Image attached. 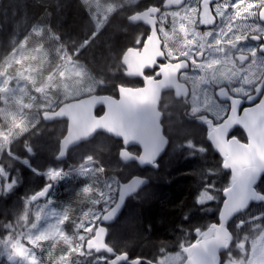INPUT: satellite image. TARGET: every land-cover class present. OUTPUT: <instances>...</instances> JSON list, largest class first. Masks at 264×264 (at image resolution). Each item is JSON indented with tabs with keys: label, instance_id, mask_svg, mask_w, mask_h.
<instances>
[{
	"label": "trees",
	"instance_id": "1",
	"mask_svg": "<svg viewBox=\"0 0 264 264\" xmlns=\"http://www.w3.org/2000/svg\"><path fill=\"white\" fill-rule=\"evenodd\" d=\"M112 1L120 3L121 0ZM164 1L122 0V7L114 11L102 29L98 30L91 16L92 9L83 0H0V62L13 50L10 44L12 36L25 40L26 46L34 47L41 42L38 39L43 37L35 35L40 28L53 34L54 39H51L56 42L55 48L63 45L70 53L87 41L73 59L84 64L96 79L103 78L104 85L98 90L99 93L114 95L117 85L137 86L139 82L123 74L121 60L125 50L135 47L139 36L144 35L147 29L141 24H130L127 16L150 6L161 7ZM165 26H168V22ZM129 27L133 29L132 36L126 34ZM45 34L46 32L43 33ZM167 99L172 100L171 96L164 95L163 101ZM1 105L0 101V110ZM161 109L165 112L164 103L161 104ZM175 115L177 118L172 123L176 124V131L168 129L167 116L164 115L163 118L164 132L170 143L159 160L157 170L139 169L134 163L122 164L118 159L121 141L103 133L72 148L65 161L57 162L55 156L59 141L66 131V122L62 120L46 124L40 121L36 137L23 136L13 142L9 150L13 157V166H10L9 171L12 179L16 172L14 179L17 185L12 187L9 194L0 196V243L6 236L4 224L14 223L22 212L10 204L12 200L24 201L29 194L33 196L45 185L51 184L50 195L54 206L63 198L66 202L74 201L75 192L79 194L84 185H90L88 182H91V196H95V186L102 184L105 179L115 178L121 183L140 175L149 178V184L130 196L118 219L107 226L106 244L116 254L125 253L134 259H141L142 264H145L143 260L155 262L166 253L181 252L183 247L196 240V229L204 231L217 223L224 199L223 191L231 184L232 177L223 169L222 160L208 143L206 128L199 123L185 121L181 118L180 110ZM2 129H7V124L0 115V130ZM47 129L52 133L45 136L43 132ZM233 136L245 140L239 129L234 130ZM130 150L137 152L135 147ZM23 160L29 165L16 162ZM87 160L92 161L97 168L88 171L85 176L78 175L77 167ZM58 168L64 170L62 177L52 181L43 178V173ZM213 184L216 186L215 191L219 189L216 192L219 202L205 206L198 204V189ZM63 189L64 192L61 193ZM256 190L263 198L258 203L251 204L228 224L232 240L221 254L219 264H223L228 253L236 258V243L242 239L251 240L253 234L264 228V175ZM87 199L75 206L77 213L82 208L83 201L88 205ZM15 211L18 213H14ZM77 213H67L66 232L72 231L71 221L76 220L74 217L77 218ZM257 216V219L250 220ZM240 222L243 225L238 227ZM78 259L81 257L78 256ZM5 262L0 254V264Z\"/></svg>",
	"mask_w": 264,
	"mask_h": 264
},
{
	"label": "rangeland",
	"instance_id": "2",
	"mask_svg": "<svg viewBox=\"0 0 264 264\" xmlns=\"http://www.w3.org/2000/svg\"><path fill=\"white\" fill-rule=\"evenodd\" d=\"M83 2L92 9L91 16L98 30L102 29L115 10L122 7V0L120 3L112 0H83ZM263 6L264 0H222L217 6H214L213 9L219 19V26L216 33L208 36L212 49L207 46V51L199 48L198 44H196V48L192 46L185 47L187 43L193 44L194 39L197 40L193 31L184 32L183 30L184 28L189 29L190 27L187 25L195 19V16L200 15L198 1L188 0L187 5L184 7L169 12L166 11L159 16V21L162 23L168 21L166 14L173 18L167 35H164L162 26L158 28L160 37L164 42L166 57L169 60L183 57L193 63V69L191 73H188L191 76L189 81L195 94L192 101L191 99L189 100L193 104L191 105L192 111L205 110V112L208 111L216 119H221L225 115V104L218 101L214 96L212 88L215 86H228L234 95L240 97L247 96L252 92L253 87L264 73V59L256 50L257 46L255 48V45L249 41L248 37L254 34L264 39V24L258 18V8ZM229 25L230 31L227 32ZM44 31L46 32L45 35H43ZM132 33L130 30L128 35L132 36ZM147 33L146 31L144 35H140L138 41L146 37ZM35 35L36 37H43L38 39L41 42L34 47L26 46L25 40H19L17 36L12 41L13 49L16 50L14 54L16 67L25 65L26 61L34 62L36 56H45L47 58L46 62L50 66L60 63L65 64L67 68H84L89 71L84 64L73 59L87 42H84L81 47L75 48L70 53L63 45L59 48H57V45L55 48L56 42L51 39H54V36L48 30L40 28L35 32ZM225 42H228L226 43L227 45ZM21 45H23L22 48L20 47ZM21 52L26 54L31 52L33 55L21 57ZM202 53H206L203 58V65L196 62ZM237 53H245L249 55L250 59L246 63L239 64L235 60ZM233 65L241 70L239 75H232L233 71H235ZM220 69H224L223 76L220 75ZM10 70L15 71L14 68ZM122 70H125L124 65ZM246 78H251L253 83H244L243 81ZM207 82L212 84V88L208 85L207 88L203 87ZM91 85V80L85 84L77 85L70 90L67 97L58 100L48 110H55L60 104L91 94L102 86L96 85L93 87ZM25 93H28V95H25ZM30 95H35V92L24 80L11 79L6 84L4 78L0 77V101L2 103L0 115L7 124V129L0 130V196L9 194L12 187L17 185V181L14 179L16 172L12 179L9 171L10 166H13V157L9 153L11 152L9 150H11L12 143L20 140L23 136L35 137L38 134L37 130L40 122L36 124L35 118L40 115L41 110L26 107ZM164 108L166 110L168 129L176 131V124L172 122L177 118L175 114L179 109L174 110L177 105H171L169 110V107L165 104ZM25 128H27V131L24 130ZM51 133L50 129L43 132L45 136L51 135ZM9 160L11 161L9 162ZM16 162L24 166L29 165L25 160ZM91 167L93 169H90ZM96 168L97 166L93 165L92 161L87 160L82 166L77 167L76 172L78 175L85 176L88 171ZM15 170H17L16 166ZM18 170L20 171L21 169L18 167ZM63 175L64 170L61 168L48 170L42 174L43 178L48 181L58 179ZM87 184L91 185V182ZM90 185H84L80 189L84 195L81 192L79 194L75 192L74 201L66 202L63 198L58 200V203L55 202L57 204H54L55 207L52 204L53 198L50 194L45 199L34 202L31 200V194L25 197L24 201L12 200L10 204L15 205L17 210L21 209L22 214L18 215L14 223L4 224L6 236L1 240L0 254L1 258L6 260L5 264H105L103 256L91 263L85 260L88 256L87 254H95L92 249L86 247V244L96 236L98 220L118 202L119 181L115 178L105 179L102 184L95 186V196H91ZM213 185L202 186L198 189L196 194L198 204L205 206L215 201L219 202L216 194L219 189L215 191L216 186L214 185V187ZM63 192L64 189L61 190V193ZM201 193H206L207 196L212 198H205L201 203ZM84 199H87L88 202L86 201V203L88 205L84 204L83 201L82 208L77 213L78 209H75V206L80 204V202L82 203L81 200ZM68 212L72 215L77 213V218L76 216L74 217L76 220L71 221L72 231L70 233L66 232L65 226ZM14 213L18 212L15 211ZM258 217L250 220H255ZM238 225L241 227L243 222ZM241 241L236 243L238 249L236 259L240 261V264H264V228L253 234L251 240L242 239ZM11 255L15 259L9 263L8 259ZM78 256L81 257L82 262L79 261ZM183 259L184 256L179 252L166 253L159 257L156 263L181 264Z\"/></svg>",
	"mask_w": 264,
	"mask_h": 264
},
{
	"label": "water",
	"instance_id": "3",
	"mask_svg": "<svg viewBox=\"0 0 264 264\" xmlns=\"http://www.w3.org/2000/svg\"><path fill=\"white\" fill-rule=\"evenodd\" d=\"M220 0H203L201 4L203 14L208 22L213 23L210 5ZM184 0H166L164 8L179 7ZM160 8L150 7L147 10L133 14L129 21L134 24L142 23L149 29L142 49L127 50L122 62L128 77L143 79V85L138 88L118 87V96L90 95L78 100L62 104L57 110L49 112L54 120H67V130L60 141L58 161L65 160L69 149L91 139L97 132L122 141V148L118 157L122 163L134 162L139 168H157L156 162L168 146V138L163 133L162 112L159 110L161 96L166 91H172L175 98L186 99L189 95L188 87L178 80L179 73L188 69L186 61L176 63L165 61L162 43L157 32V15ZM260 19L264 22V7L260 12ZM258 41V36H251ZM238 61L242 62L246 56L239 54ZM160 67L155 77H146L144 71ZM264 75L256 86L255 92L246 100L234 98L226 92L218 93L220 100L228 101L230 109L227 117L217 126L210 120H201L209 128L208 141L212 149L223 160L224 170L229 171L233 181L223 192L224 200L218 213V223L213 224L203 232L201 239L183 248L186 255L184 264H219L220 254L225 251L222 245L232 240V234L227 225L238 214L246 211L252 203H258L263 197L256 186L264 175ZM246 104V107H241ZM102 107L103 113L95 114ZM239 128L246 137V142L231 136L232 131ZM136 146L138 154H133L129 147ZM149 184V179L134 176L119 186V200L101 219V224L93 243L100 250L114 255V251L104 245L107 234L106 225L112 224L120 215L128 196L138 192ZM51 189L47 185L37 192L32 199L45 197ZM226 233L230 239L226 241ZM198 234V231L196 232ZM14 260L12 255L9 262ZM127 256L122 254L112 258L108 264H122ZM140 260L128 262L139 264Z\"/></svg>",
	"mask_w": 264,
	"mask_h": 264
},
{
	"label": "clouds",
	"instance_id": "4",
	"mask_svg": "<svg viewBox=\"0 0 264 264\" xmlns=\"http://www.w3.org/2000/svg\"><path fill=\"white\" fill-rule=\"evenodd\" d=\"M21 48L23 45L20 46ZM16 50L13 49L3 61L0 62V77L4 78L7 84L11 79L24 80L35 95L28 97V103L26 107H33L40 109V115L35 118V123L38 124L41 119L49 120L52 118V114L48 112L58 100L63 97H67L72 88L77 85L85 84L91 80L93 87L103 84V78L96 79L90 71H86L84 68H67L65 64L49 65L45 56H36L33 61H26L25 65L16 67V60L14 54ZM25 55L32 56L31 52L27 54L20 53V56ZM19 59V58H16ZM15 69L11 71L10 69ZM235 71L232 75H239L240 69L233 65ZM220 75H224V69H220ZM246 84L253 83L251 78H246L244 81ZM28 95V93H25ZM27 131V128L24 129ZM91 159V157H89ZM23 219V217H21ZM242 223V222H241ZM239 227V225H237ZM230 239V234L226 233V241ZM222 247L227 249L228 243L225 242ZM240 247V245H238ZM223 264H240L236 258L232 257L231 253H228V259L224 260Z\"/></svg>",
	"mask_w": 264,
	"mask_h": 264
},
{
	"label": "flooded vegetation",
	"instance_id": "5",
	"mask_svg": "<svg viewBox=\"0 0 264 264\" xmlns=\"http://www.w3.org/2000/svg\"><path fill=\"white\" fill-rule=\"evenodd\" d=\"M187 1V0H186ZM185 1V2H186ZM219 3H216V4H213V5H211V9H212V11L214 10L213 9V7L214 6H217ZM163 5V4H162ZM161 5V6H162ZM264 7V6H263ZM263 7H260V8H258V18H259V20H260V12H261V9L263 8ZM167 11H170V10H167ZM164 11H162V13H163ZM161 13V14H162ZM214 13V20H213V23L212 24H210V23H208V19L206 18H204V16L203 15H200V16H196L195 17V20H193V21H191V22H193V24H190V28H192L191 30H187V32H190V31H193L194 33H195V35L194 36H196V39L197 40H195L194 39V41H193V44H189V43H187L186 45H185V47L186 46H192V47H195L196 48V44H198L199 46V48H202V49H204L205 51H207V46L208 47H210L211 46V41H210V39H208L209 37V35H212V34H214V33H216L217 32V30H218V26H219V19H218V17H217V14H215V12H213ZM165 16H167V15H165ZM167 17H170V16H167ZM130 30H131V32H133V29L132 28H130ZM228 31H230V25L227 27V32ZM164 34H165V32H164ZM251 36L252 35H250L249 37H248V39H249V41H251L254 45H255V48H256V46H257V48H256V50L259 52V54H261V56L263 57V59H264V39L261 37V36H258L259 37V40L258 41H253V40H251ZM163 41V40H162ZM226 43H228V42H225V44ZM227 45V44H226ZM164 45H163V49H164ZM129 48H132V47H129ZM136 48H140L139 47V44H137V46H136ZM210 49H211V47H210ZM164 51V53H165V56H167L166 55V52H165V50H163ZM205 55H206V53H202V55H201V57L197 60V57H196V62L198 63V64H204V61H203V58L205 57ZM236 56V55H235ZM186 61L187 59H185V58H183V57H180V58H176L175 60H169L168 58H167V61L168 62H172V63H176V62H178V61ZM249 60V55H248V58H247V60L245 61V62H247ZM188 61V70H186V71H182L181 73H179V78H180V81H182V82H184L185 84H187L188 85V87H189V90H190V95H189V97L187 98V100H185V99H175L174 98V93L173 92H166V93H164V95H166V96H171V98L174 100V101H176L178 104H179V107L177 106V108H175L174 110H177V109H179L180 111H181V118H183L185 121H187V122H191V123H199L200 125H203L205 128H206V130H207V132L209 131V128H208V126H207V123H202V122H200L199 120L200 119H202V120H206V119H208V120H211L212 121V124L213 125H218V124H220L223 120H224V118L226 117V115H227V113H228V110H229V102L228 101H223V104H225V106H226V112H225V115L221 118V119H216L214 116H212L208 111H206L205 112V110H203V111H197V112H194V111H192V106L191 105H193V104H191L190 102L192 101V99L194 98V96H195V94H194V92L192 91V88H191V83H190V81H189V77H191V76H189L188 75V73H191V71H192V66H193V63L192 62H190L189 60H187ZM167 62H165V61H159V64L160 65H165ZM159 66H158V68H155L154 67V69L153 70H146V71H144V75L145 76H154L155 75V72H156V70L158 69L159 70ZM124 73H125V70H124ZM126 76V75H125ZM184 76H186V78H184ZM127 77V76H126ZM127 78H129V79H132V80H138L139 82H138V85L137 86H135V87H141L142 85H143V79H141V78H139V77H135V78H130V77H127ZM126 86H128V85H126ZM129 86H131V85H129ZM128 86V87H129ZM131 87H134V86H131ZM218 90H220L221 92H224L225 90L226 91H228V93L230 94V96H233V97H240V96H237V95H234L232 92V94L229 92V90H227V89H223V88H215L214 89V93H220V91H218ZM255 92V89L253 88V92H251L250 94H248L247 96H244V97H242V99L243 100H246L250 95H252L253 93ZM263 92H264V90H263ZM113 97H117V95H115V96H113ZM163 99V98H162ZM191 99V101H189ZM244 106H246L245 104L241 107V109L244 107ZM178 110V111H179ZM234 133V132H233ZM242 141H245V140H242ZM158 164H159V161H158ZM148 168V167H147ZM150 169V168H149ZM91 246V248H92V252L93 253H95L94 255V259H93V261L92 262H94V261H96V260H98L100 257H104L105 258V264H107L108 263V260L110 259V258H112V256L111 255H109L108 253H105L104 252V254H106V256H104V255H102V252H100V250H99V248L96 246V244H93V243H88L87 242V244H86V247L87 248H89ZM125 254V253H124ZM115 255H117L116 253H115ZM126 255V254H125ZM118 256H120V255H118ZM127 256V255H126ZM184 256V255H183ZM134 260H137V259H134L133 257H130V256H127V260H126V262L125 263H122V264H128V262H130V261H134ZM139 260V259H138ZM185 260V259H184ZM143 263H145V264H155L156 262H150V261H144L143 260ZM139 264H142V260H140V263Z\"/></svg>",
	"mask_w": 264,
	"mask_h": 264
},
{
	"label": "bare ground",
	"instance_id": "6",
	"mask_svg": "<svg viewBox=\"0 0 264 264\" xmlns=\"http://www.w3.org/2000/svg\"><path fill=\"white\" fill-rule=\"evenodd\" d=\"M151 7V6H150ZM136 13V12H135ZM135 13H132V14H130L129 16H127V20H128V22L130 23V24H132V25H135L134 23H131L130 21H129V17H131L133 14H135ZM128 30H129V33H130V27L126 30V34H127V36H128ZM15 37L16 36H12L11 37V40H10V44H11V46H12V41L15 39ZM12 48H13V46H12ZM131 48H127L125 51H127V50H130ZM119 85H117L116 86V89H117V87H118ZM109 154V153H108ZM118 154H119V152H118ZM107 155V154H106ZM113 156V155H112ZM156 164H157V168H153V167H148V168H150V169H152V170H157L158 169V167H159V165H158V161L156 162ZM144 168H147V167H144ZM143 168V169H144ZM139 192V191H138ZM137 192V193H138Z\"/></svg>",
	"mask_w": 264,
	"mask_h": 264
},
{
	"label": "snow or ice",
	"instance_id": "7",
	"mask_svg": "<svg viewBox=\"0 0 264 264\" xmlns=\"http://www.w3.org/2000/svg\"><path fill=\"white\" fill-rule=\"evenodd\" d=\"M205 198H207V199H211L212 197L207 196L206 193H201V194H200V202L202 203L203 200H204Z\"/></svg>",
	"mask_w": 264,
	"mask_h": 264
}]
</instances>
